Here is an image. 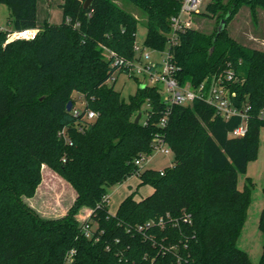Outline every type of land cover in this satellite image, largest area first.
Here are the masks:
<instances>
[{
  "label": "trees",
  "instance_id": "obj_1",
  "mask_svg": "<svg viewBox=\"0 0 264 264\" xmlns=\"http://www.w3.org/2000/svg\"><path fill=\"white\" fill-rule=\"evenodd\" d=\"M86 1L62 0L61 23L38 26V0H0L12 16L11 28L0 31V264H67L72 251L71 264H253L237 242L254 182L248 177L240 190L238 178L259 153L264 51L235 40L229 24L245 6L256 22L264 0H211L200 15L216 18V28L179 31L173 45L171 19L181 0H125L146 18L143 45L169 47L182 85L234 72L227 83L233 100L241 110L250 106L239 138L230 133L240 116L225 120L201 101L167 108L157 87L142 85L124 100L108 84L114 58L106 52L133 60L140 20L115 0ZM29 28L40 29L36 39L6 44L9 31ZM75 92L86 99L83 110H74ZM146 110L147 122L135 123ZM158 134L174 155L163 174L135 164L152 153ZM45 168L75 190L59 218L43 217L26 201ZM136 174L153 192L139 200L131 193L110 214L109 189ZM92 224L88 237L84 227ZM259 229L264 264V210Z\"/></svg>",
  "mask_w": 264,
  "mask_h": 264
},
{
  "label": "rangeland",
  "instance_id": "obj_2",
  "mask_svg": "<svg viewBox=\"0 0 264 264\" xmlns=\"http://www.w3.org/2000/svg\"><path fill=\"white\" fill-rule=\"evenodd\" d=\"M122 8L130 13H133L140 20L138 25L136 42L143 44L147 28L146 18L134 5L125 0H115ZM211 0H203L200 12L184 18H191L193 29L211 33L216 28V18H209L201 16V12L206 11V6ZM62 0H38V26H43L46 22L51 24H59L62 21L63 12L60 7ZM12 23V16L8 5L0 2V27L10 29ZM230 35L241 44L263 50L264 51V10L258 11L257 21L254 22L248 7H242L236 17L229 24ZM14 42V41H12ZM10 43V42H9ZM8 44V43H7ZM152 54L154 61H162L165 53H156L148 49ZM112 85L113 82H108ZM140 84L131 77L120 75L118 81L115 83V90L121 93L124 100L129 101L130 97L134 95ZM75 101L74 110H83L86 104L85 97L75 92L73 94ZM141 120V119H140ZM174 161V155L156 153L151 158L150 162L146 164V168L162 169L171 166ZM44 179L42 185L34 198H26L27 203L34 208L43 217L59 218L64 216L74 199L73 188L62 180L58 175L45 168L43 170ZM250 177L254 182V188L251 194V203L248 208L247 218L243 226L241 235L238 239L237 246L243 251L247 252L253 264H259L263 252V235L259 229V221L264 210V128L261 130L259 153L258 157L251 161L248 165L247 171L240 174L238 178V188L243 190L246 179ZM139 177L132 176L123 184L111 187L108 191V207L110 214H115L120 203L131 193L135 192L137 200L147 197L150 193L146 190H152L149 185L140 186V183L134 185L132 182L139 181ZM129 185L133 186V191H130ZM128 194V195H127ZM81 222L84 223L89 219V212L85 211L80 217ZM96 225L90 226L91 230L96 229Z\"/></svg>",
  "mask_w": 264,
  "mask_h": 264
},
{
  "label": "built area",
  "instance_id": "obj_3",
  "mask_svg": "<svg viewBox=\"0 0 264 264\" xmlns=\"http://www.w3.org/2000/svg\"><path fill=\"white\" fill-rule=\"evenodd\" d=\"M203 0H181L182 6L179 14L172 17V33L170 34V45L176 41L177 33L192 27L191 18H184L185 16H192L200 12ZM5 28L0 27V31H5ZM40 32L39 28H29L22 30L9 31L7 34L6 44L18 40H34ZM149 48L137 42L134 45L135 57L133 60L124 61L120 59L114 52L107 51L106 56L108 59L114 58L111 67L114 72L108 82L115 84L120 75H126L134 78L138 84L149 87H157L161 93L163 104L167 107L173 106H187L196 101H201L213 107L217 115L225 120H229L234 116L242 118L241 125L230 133V137L239 138L244 137L248 130V105L245 110L239 109L235 104L233 98L235 93L231 92L227 83L234 80L235 75L233 71H228L224 76H213L204 80L197 86L187 83L182 85L178 79V69L171 61L169 47L165 50H152L156 53H165L162 61H154ZM77 114V112H76ZM150 113L146 110L142 113L141 120L145 124ZM264 118V110L261 113ZM96 118L94 112L87 114V119L92 121ZM167 124V115L161 119L160 126L165 127ZM156 153L168 155L172 151L165 141L163 134H158L153 139V151L149 155L140 156L135 160V164L141 169H146V164L150 162L151 158ZM163 174V170H161ZM137 176V174L135 175ZM138 177V176H137ZM105 199H108L106 197ZM86 236L90 237L92 231L89 225L84 227ZM74 251L68 256L67 264H71L72 255Z\"/></svg>",
  "mask_w": 264,
  "mask_h": 264
},
{
  "label": "water",
  "instance_id": "obj_4",
  "mask_svg": "<svg viewBox=\"0 0 264 264\" xmlns=\"http://www.w3.org/2000/svg\"><path fill=\"white\" fill-rule=\"evenodd\" d=\"M91 1H92V0H87L86 3H85V7H88V6L91 4ZM224 25H225V21H222L221 24H220V26H219V32L222 31ZM141 87L144 88L145 85H142ZM71 110H72V102H69V104H68V111H71ZM141 117H142V114L139 113V114L137 115L136 119H135V123H139Z\"/></svg>",
  "mask_w": 264,
  "mask_h": 264
},
{
  "label": "crops",
  "instance_id": "obj_5",
  "mask_svg": "<svg viewBox=\"0 0 264 264\" xmlns=\"http://www.w3.org/2000/svg\"><path fill=\"white\" fill-rule=\"evenodd\" d=\"M164 168H162V169H160V170H163ZM128 179H130V178H128ZM138 183H140V180L137 182V181H135V182H132V184H134V185H136V184H138ZM129 188H130V191L129 192H132L133 191V186H131V185H129ZM146 193H152V190L150 189V190H146ZM149 194V195H150ZM128 195V194H127ZM130 195V194H129ZM109 198V197H108Z\"/></svg>",
  "mask_w": 264,
  "mask_h": 264
}]
</instances>
